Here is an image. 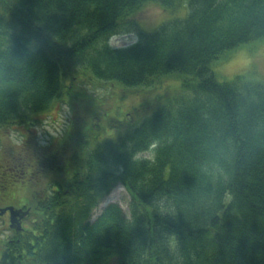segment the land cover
I'll return each instance as SVG.
<instances>
[{"label": "trees", "instance_id": "trees-1", "mask_svg": "<svg viewBox=\"0 0 264 264\" xmlns=\"http://www.w3.org/2000/svg\"><path fill=\"white\" fill-rule=\"evenodd\" d=\"M147 3L188 12L144 32ZM0 6V128H29L57 102L73 114L49 159L30 153L29 171L28 158L0 176L1 187L25 180L33 195L0 264H264V79L221 80L215 69L264 44V0ZM132 32L134 44L111 45ZM96 81L174 90L124 123L105 109L109 95L90 90ZM117 184L129 217L109 204L92 220Z\"/></svg>", "mask_w": 264, "mask_h": 264}, {"label": "rangeland", "instance_id": "rangeland-1", "mask_svg": "<svg viewBox=\"0 0 264 264\" xmlns=\"http://www.w3.org/2000/svg\"><path fill=\"white\" fill-rule=\"evenodd\" d=\"M1 7V6H0ZM184 9H180L177 13L173 10H162L156 3H147L137 15V20L142 31L152 32L157 29L162 22L172 19L175 16H185ZM138 40V33L132 32L124 35H118L111 39L110 43L113 47H125L134 44ZM218 77L232 80L236 76L244 75L251 79H264V44L244 48L235 53L230 59L215 67ZM171 84V83H170ZM169 83L160 84L153 88L142 89H121L111 83L96 81L92 83L90 90L99 93L102 96L109 95L110 100L104 107L108 111L111 108L115 111V116L124 123L131 122L138 115L146 113L149 109V101L165 98L169 96L174 88H169ZM179 86L180 84L177 83ZM125 114V116L123 115ZM72 110L65 102H57L53 108L46 113L38 115L35 123L29 128L27 125H14L7 128H0V176L8 172L10 175L20 168L15 165L17 161H27L28 171L35 164V158L30 153H37V156H45V160L51 157L52 151L57 147V142L61 140L67 133L72 119ZM117 133L112 132L110 134ZM91 148V147H90ZM86 147L85 156L90 149ZM74 151V150H72ZM71 153V156H74ZM141 156L152 157L150 152H145ZM54 162L59 163L55 160ZM50 161L47 162L49 165ZM17 164V163H16ZM6 167V168H5ZM9 167V168H8ZM18 181V180H17ZM14 181L5 187H1L0 207L14 206L22 208L27 202L32 203V191L29 192V185L25 181ZM36 184V182H35ZM39 186L34 189H39ZM131 197L129 192L122 184H117L111 193L103 199V201L94 209L92 220L109 204L119 205L126 217H129ZM9 214L0 215V253L5 248V242L14 237L12 228H10Z\"/></svg>", "mask_w": 264, "mask_h": 264}, {"label": "water", "instance_id": "water-1", "mask_svg": "<svg viewBox=\"0 0 264 264\" xmlns=\"http://www.w3.org/2000/svg\"><path fill=\"white\" fill-rule=\"evenodd\" d=\"M30 208H15L14 206L0 207V215L3 216L6 212L10 213V228H14L15 231H21L23 229L22 219L27 217L30 213Z\"/></svg>", "mask_w": 264, "mask_h": 264}, {"label": "flooded vegetation", "instance_id": "flooded-vegetation-1", "mask_svg": "<svg viewBox=\"0 0 264 264\" xmlns=\"http://www.w3.org/2000/svg\"><path fill=\"white\" fill-rule=\"evenodd\" d=\"M7 214H9V220H10V213H9V211L8 212H6L3 216H5V215H7ZM26 218V217H25ZM24 217H23V219H22V225L24 224V219H25ZM10 226V225H9Z\"/></svg>", "mask_w": 264, "mask_h": 264}]
</instances>
